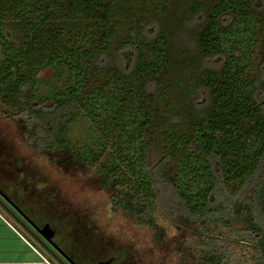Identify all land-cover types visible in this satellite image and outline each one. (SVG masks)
<instances>
[{
	"label": "trees",
	"instance_id": "1",
	"mask_svg": "<svg viewBox=\"0 0 264 264\" xmlns=\"http://www.w3.org/2000/svg\"><path fill=\"white\" fill-rule=\"evenodd\" d=\"M179 1L168 13L162 0H0V101L17 109L26 94L22 138L64 172L90 167L109 143L100 187L157 241L151 180L197 239L224 192L226 222L260 231L264 264V0H212L208 12L209 0ZM40 72L54 86L30 95ZM77 113L98 122L104 145L75 152L64 140L58 125ZM204 250L212 256L191 264L225 261Z\"/></svg>",
	"mask_w": 264,
	"mask_h": 264
},
{
	"label": "rangeland",
	"instance_id": "2",
	"mask_svg": "<svg viewBox=\"0 0 264 264\" xmlns=\"http://www.w3.org/2000/svg\"><path fill=\"white\" fill-rule=\"evenodd\" d=\"M152 1L155 6H160L161 0ZM162 1L169 6L168 13L180 2ZM191 1L189 5L195 1L202 2ZM211 4L212 0L206 2V12L210 10ZM4 55L3 47L0 46V61L4 59ZM48 78L49 73L40 72L39 83L32 87L29 94H46L53 85L46 81ZM56 86L60 87L61 84ZM25 96L26 94L15 99L17 109L5 107L0 101V188L5 192L6 199L33 221L31 223L38 227L49 224L55 231L52 242L65 254H72L78 264H191L192 259L212 256L204 248L213 247L219 250L220 255H224L225 261L222 264H259L254 238L255 233L260 231H249L238 218L226 222L227 212L223 208V202H226L227 196L224 192H218L215 203L211 205L216 209L215 216L205 226L202 239L191 236L186 219L182 218L183 223L178 212H174L172 216L177 217L176 220L169 217L170 206L173 204L172 195L159 183L162 192L160 191L161 195L157 193V196L153 191L152 180L150 193L153 194V199L149 195V200L153 202V216L157 224L165 230V234L158 241L152 230L137 224L134 218L121 211L113 210L110 194L100 187L97 177L100 164L111 154L109 143L104 151H100L103 146L100 150H95L97 161L90 164V167L64 172L50 161L47 153L32 148L23 140L21 128L24 125V114L20 109H24L26 104ZM70 118L69 121L68 117L64 118L58 128L75 152L83 147H96L94 143L97 141L99 146L104 145L100 143L97 121L96 124L79 114ZM147 158L143 160L144 163L148 162ZM168 168L175 171L176 161ZM235 187L236 184L231 181L227 185L228 191L235 190ZM178 192L181 193L180 190ZM195 195L196 191L185 192L184 198L189 200L190 196ZM161 199L166 203L165 208L160 202ZM9 203L0 196V211L31 244L50 256L49 250L42 247L27 230L35 233L29 225L30 221ZM262 221L261 227L264 228V216ZM262 232L264 234V230ZM181 243H184V251H181ZM45 244L50 247L53 256L56 252L59 254L56 246ZM50 258L60 264L56 257Z\"/></svg>",
	"mask_w": 264,
	"mask_h": 264
},
{
	"label": "crops",
	"instance_id": "3",
	"mask_svg": "<svg viewBox=\"0 0 264 264\" xmlns=\"http://www.w3.org/2000/svg\"><path fill=\"white\" fill-rule=\"evenodd\" d=\"M50 256L31 244L0 211V264H56Z\"/></svg>",
	"mask_w": 264,
	"mask_h": 264
},
{
	"label": "water",
	"instance_id": "4",
	"mask_svg": "<svg viewBox=\"0 0 264 264\" xmlns=\"http://www.w3.org/2000/svg\"><path fill=\"white\" fill-rule=\"evenodd\" d=\"M0 196L3 198V199H5V201L6 202H8L9 203V201L4 197V196H2V194L0 193ZM10 205H11V203H9ZM14 209H16V207L15 206H13V205H11ZM7 209H8V207H6ZM5 208V209H6ZM27 222H29V221H27ZM20 223L27 229V227H26V225L25 224H23L21 221H20ZM29 225L33 228V231H35V233L34 232H32L31 230H29V229H27L30 233H31V235L38 241V243L40 244V245H42V247H44L46 250H49L50 252H51V250H50V248L48 247V246H46V244L45 243H47V244H49L50 246H54L55 247V245H54V243L52 242V238L54 237V235H55V231L53 230V229H51V227L49 226V224H45V225H43L42 227H37L36 225H34L33 223H31V222H29ZM45 242V243H44ZM56 249H57V251L59 252V249L56 247ZM61 252V251H60ZM55 255V254H54ZM61 255H63V256H65L64 255V253H62L61 252ZM56 256V255H55ZM62 262V264H65L63 261H61Z\"/></svg>",
	"mask_w": 264,
	"mask_h": 264
},
{
	"label": "flooded vegetation",
	"instance_id": "5",
	"mask_svg": "<svg viewBox=\"0 0 264 264\" xmlns=\"http://www.w3.org/2000/svg\"><path fill=\"white\" fill-rule=\"evenodd\" d=\"M13 209V208H12ZM58 249H59V254L56 252L54 253L56 256V260L58 263L62 264L61 261H63L65 264H78V261L75 260V258H73L72 254L68 255V254H65L61 248H59V246H56ZM64 253L65 256L61 255V252ZM98 264H105L103 262H99Z\"/></svg>",
	"mask_w": 264,
	"mask_h": 264
},
{
	"label": "built area",
	"instance_id": "6",
	"mask_svg": "<svg viewBox=\"0 0 264 264\" xmlns=\"http://www.w3.org/2000/svg\"><path fill=\"white\" fill-rule=\"evenodd\" d=\"M35 250V249H34ZM46 261V260H45ZM47 264H49L47 261H46Z\"/></svg>",
	"mask_w": 264,
	"mask_h": 264
}]
</instances>
